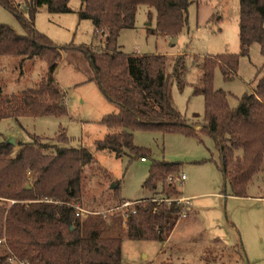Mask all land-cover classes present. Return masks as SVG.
I'll return each mask as SVG.
<instances>
[{
	"label": "trees",
	"instance_id": "obj_1",
	"mask_svg": "<svg viewBox=\"0 0 264 264\" xmlns=\"http://www.w3.org/2000/svg\"><path fill=\"white\" fill-rule=\"evenodd\" d=\"M25 1L27 17L11 0H0L24 29L18 34L0 23V55L37 56L47 61L48 71L34 87L10 100H2L0 87V120L66 114V95L53 73L61 50L77 49L89 62L90 79L118 108L116 114L101 118L108 132L95 142L97 150L117 156L128 151L145 159L143 151L133 144L136 129L196 134V125L185 122L170 95L173 79L185 70L183 57L127 55L117 44L120 31L133 27L139 5L155 10L158 33L172 36L185 25L192 0H83L78 16L89 19L101 35L98 50L58 46L34 28L39 8L46 6L50 13L70 12L69 0ZM238 38L237 54L207 55L195 62L201 73V85L195 92L204 99V122L199 130L206 131L215 143L224 182L229 183L231 195L245 196L257 174L263 175L264 184V65L253 90L238 98L234 108L228 104L227 93L214 89L212 81L217 66L224 78H229L252 43L264 47V0H239ZM57 140L66 142V136L61 133ZM92 163V154L82 147L58 146L38 138L14 145L0 141V264H16L9 258L26 264H121V237L101 234L106 216L76 215L81 174ZM178 173V164L153 162L144 186L154 195L133 201L125 210L122 233L127 238L168 240L185 209L177 202L179 192L169 179Z\"/></svg>",
	"mask_w": 264,
	"mask_h": 264
},
{
	"label": "rangeland",
	"instance_id": "obj_2",
	"mask_svg": "<svg viewBox=\"0 0 264 264\" xmlns=\"http://www.w3.org/2000/svg\"><path fill=\"white\" fill-rule=\"evenodd\" d=\"M11 1L23 17L28 16L25 0ZM82 1L69 0L71 11L66 13H50L42 6L35 13L34 28L58 46L98 50L101 35L89 19L78 16ZM238 21L239 0H192L186 23L175 35L155 30V10L146 5L137 7L133 27L120 31L117 44L127 55L183 57L185 70L173 79L170 95L173 107L185 122L197 128L196 134L191 135L159 129L134 130L133 144L143 151V160L141 155L128 151L117 156L95 148V142L108 132L101 118L116 114L118 108L90 79L89 62L77 49L61 50L53 73L66 95V114L0 120V141L13 138L16 144L38 138L58 146L82 147L92 154L93 163L85 166L81 174V201L76 209L81 218L106 216L101 234L121 237V264H264L263 175L253 178L245 196L231 195L230 185L224 182L218 167L215 143L206 131L199 130L204 122V99L195 92L201 85L195 62L207 55L237 54ZM0 23L18 34L24 31L17 16L2 4ZM263 50L261 45L252 43L227 79L219 66L215 68L213 87L227 93L230 107H236L238 98L250 93L263 75ZM172 69L173 65L169 70ZM47 71L43 58L0 55L2 100L34 87ZM61 133L66 142L57 140ZM154 161L178 164L179 173L172 182L179 197L189 199L166 242L129 239L122 233L125 210L133 201L154 195L144 186ZM181 173L185 179L180 183Z\"/></svg>",
	"mask_w": 264,
	"mask_h": 264
},
{
	"label": "built area",
	"instance_id": "obj_3",
	"mask_svg": "<svg viewBox=\"0 0 264 264\" xmlns=\"http://www.w3.org/2000/svg\"><path fill=\"white\" fill-rule=\"evenodd\" d=\"M142 160H143V158H142ZM169 179L172 180V178H169ZM184 179H185V175H184L183 173H181V174L179 175V177H178V180H179L180 183H181L182 181H184ZM177 202L185 205V204H187L188 199H187V198H181V197H179V198L177 199ZM127 203H128V202H126V204H127ZM77 208H78V207H77ZM76 215H79V212H78V211H77ZM0 244H1V240H0ZM9 261L12 262V263H16V264H26L24 261H16V260L13 259V258H9Z\"/></svg>",
	"mask_w": 264,
	"mask_h": 264
},
{
	"label": "water",
	"instance_id": "obj_4",
	"mask_svg": "<svg viewBox=\"0 0 264 264\" xmlns=\"http://www.w3.org/2000/svg\"><path fill=\"white\" fill-rule=\"evenodd\" d=\"M6 142L9 144H13V145L15 144V141L13 138H9L8 140H6ZM26 187L28 188V186H26Z\"/></svg>",
	"mask_w": 264,
	"mask_h": 264
},
{
	"label": "crops",
	"instance_id": "obj_5",
	"mask_svg": "<svg viewBox=\"0 0 264 264\" xmlns=\"http://www.w3.org/2000/svg\"><path fill=\"white\" fill-rule=\"evenodd\" d=\"M182 196V195H181ZM183 197V196H182ZM183 198H187V197H183ZM187 199H189V198H187ZM166 242V241H165Z\"/></svg>",
	"mask_w": 264,
	"mask_h": 264
}]
</instances>
